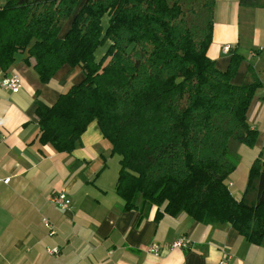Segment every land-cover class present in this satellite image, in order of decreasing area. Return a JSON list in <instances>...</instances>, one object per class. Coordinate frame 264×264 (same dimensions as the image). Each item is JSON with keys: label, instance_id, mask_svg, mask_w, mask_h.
<instances>
[{"label": "trees", "instance_id": "obj_1", "mask_svg": "<svg viewBox=\"0 0 264 264\" xmlns=\"http://www.w3.org/2000/svg\"><path fill=\"white\" fill-rule=\"evenodd\" d=\"M264 7V0H240ZM215 0H0V69L26 52L46 84L63 66L83 78L46 104L35 90L38 141L71 152L96 120L120 156L115 191L123 208L138 196L154 219L184 212L203 224L228 223L252 244L264 238V154L251 163L240 198L227 183L238 162L231 143L253 145L246 113L259 86L251 65L231 82L207 53ZM66 22L68 28L60 32ZM104 54L95 51L105 45ZM161 209V210H160Z\"/></svg>", "mask_w": 264, "mask_h": 264}, {"label": "crops", "instance_id": "obj_2", "mask_svg": "<svg viewBox=\"0 0 264 264\" xmlns=\"http://www.w3.org/2000/svg\"><path fill=\"white\" fill-rule=\"evenodd\" d=\"M234 51H240L244 60L231 82L241 84L249 65L264 81V7L215 0L207 53L224 71ZM26 57V52L16 53L7 69H0V80L11 73L21 77L16 92L0 86V264H218L223 252L230 255L229 264H264V238L252 244L228 223L203 224L184 212L164 213L156 221V207L143 204L140 196L134 208L125 210L115 191L120 156L112 154L96 120L69 153L41 144L35 90L40 89L43 102L52 104L81 81L83 73L78 66L65 64L42 84ZM257 89L249 117L257 116L262 93L264 101V89L261 93ZM60 190L71 200L68 209L49 200ZM43 218L54 233H49ZM181 236L189 242L173 248ZM154 244L156 252L149 250ZM53 247L59 250L56 254L48 251Z\"/></svg>", "mask_w": 264, "mask_h": 264}, {"label": "rangeland", "instance_id": "obj_3", "mask_svg": "<svg viewBox=\"0 0 264 264\" xmlns=\"http://www.w3.org/2000/svg\"><path fill=\"white\" fill-rule=\"evenodd\" d=\"M243 7H247V5H243ZM68 25L69 23L66 22L63 29L60 32L61 36H63L64 33L66 32ZM105 49H106V44L99 46L95 51V58L99 59L104 54ZM235 52L239 53L242 56L241 60L243 61L244 60L243 54L240 51H235ZM262 89H264V86H259L257 89L258 90L257 93H261ZM255 92L254 94L256 95ZM255 95H253L246 113L247 123L249 124L250 127L256 129L255 141L251 146L232 142L231 149L228 154V158L231 161L238 162L237 165L239 164V162L241 163L237 167V169L233 171L231 174H229L227 177V181L232 183L231 185H229L230 188L232 189L231 193L236 198L241 197L246 187V183L248 179V171H249V169H247L246 166L249 167V164L253 156H255L256 158L260 153L264 154V101H261L260 99V96L263 95V93L257 99L260 102V106H261L259 107L256 104L257 116L249 117V115H252V111L255 105V101H253V98L254 100L256 99Z\"/></svg>", "mask_w": 264, "mask_h": 264}, {"label": "built area", "instance_id": "obj_4", "mask_svg": "<svg viewBox=\"0 0 264 264\" xmlns=\"http://www.w3.org/2000/svg\"><path fill=\"white\" fill-rule=\"evenodd\" d=\"M224 50H228L229 46L226 45L223 47ZM0 86L5 89H9L11 92H16L21 87V77L17 73H11L8 76L3 77L0 80ZM8 179H4L3 182H6ZM49 200L56 205L57 207L61 209H68L71 207V200L68 197L67 193L63 190L57 191L56 193H53L49 196ZM43 222L47 229L49 230V233H54L53 228L51 227L50 223L43 218ZM188 239L185 236H181L180 238L176 239L172 243L173 248H181L187 245ZM158 247L154 244L152 245L149 250L156 252ZM50 253L56 254L59 250L56 247H53L52 249H48ZM230 258V255L226 252H223V259L218 264H229L228 259Z\"/></svg>", "mask_w": 264, "mask_h": 264}]
</instances>
